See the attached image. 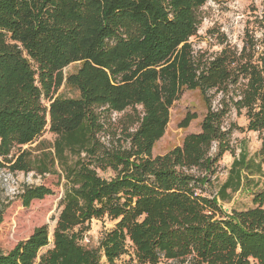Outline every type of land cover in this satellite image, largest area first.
Here are the masks:
<instances>
[{
	"label": "trees",
	"instance_id": "obj_1",
	"mask_svg": "<svg viewBox=\"0 0 264 264\" xmlns=\"http://www.w3.org/2000/svg\"><path fill=\"white\" fill-rule=\"evenodd\" d=\"M208 1L0 0V170L56 176L63 189L51 244L47 226L36 228L0 250V264H113L127 246L136 264H264V26L260 52L251 41L195 52L190 39ZM62 87L77 97L57 96ZM185 90L203 96L200 131L154 157ZM231 111L262 136L249 158L234 154L232 134L244 129L226 123ZM46 126L49 151L20 149ZM225 153L233 156L226 179L208 196ZM241 191L251 206L225 212L217 199ZM51 194L28 188L22 202ZM102 218L113 229L97 249L82 247L81 234Z\"/></svg>",
	"mask_w": 264,
	"mask_h": 264
},
{
	"label": "rangeland",
	"instance_id": "obj_2",
	"mask_svg": "<svg viewBox=\"0 0 264 264\" xmlns=\"http://www.w3.org/2000/svg\"><path fill=\"white\" fill-rule=\"evenodd\" d=\"M199 16L201 24L197 35L190 39L195 52L214 55L227 45L240 50L246 42L250 41L258 44L256 51L260 52L259 43L262 40L264 26V0H210L199 9ZM77 67V64L70 65L64 73L73 72ZM57 96L75 98L77 93L62 87L57 91ZM217 101L218 97L214 99L213 107L217 105ZM205 113L206 105L202 94L198 90L183 91L169 110V121L165 133L155 143L152 155L154 157L165 155L174 148L180 147L187 135L198 133ZM188 114L194 115L195 119L186 128H181V123ZM116 117L117 115H114L113 119ZM226 123H233L244 129V131H234L232 134L231 146L235 156L243 151L249 158L258 152L262 136L257 132L245 130L247 121L243 112L238 116L235 111H231L226 118ZM54 138L46 126L44 132L33 144L20 149L32 151L39 146L38 148L49 151ZM20 149H13L10 155H16ZM34 154L36 153L33 152ZM212 155H215V149ZM232 161L233 156L225 153L215 163L214 174L208 176V183L205 185L206 195L216 196L218 188L226 179ZM257 179L255 177V180ZM57 182L56 176L40 177L34 173H12L6 168L0 170V211L2 212L0 250L3 253H8L17 243L26 240L36 228L42 226H47L51 244L52 232L61 210L59 201L63 193L61 185ZM260 182V187H264V176ZM40 186L49 189L52 194L40 200H32L25 205L22 197L26 189ZM250 200V196L243 191L234 194L228 203H221L217 199L219 205L227 213L232 209L242 210L250 207ZM113 227L114 223L107 218L92 220L88 230L81 234L78 242L84 248L97 249L102 236ZM44 251L45 249L40 254ZM100 264H107L104 257H101ZM113 264H136L132 248L127 246L125 253L115 259ZM158 264L174 263L162 260Z\"/></svg>",
	"mask_w": 264,
	"mask_h": 264
}]
</instances>
